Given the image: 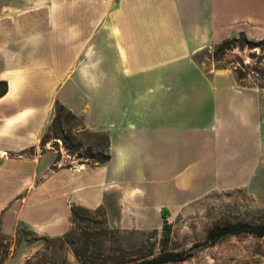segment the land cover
Masks as SVG:
<instances>
[{
    "label": "crops",
    "instance_id": "1",
    "mask_svg": "<svg viewBox=\"0 0 264 264\" xmlns=\"http://www.w3.org/2000/svg\"><path fill=\"white\" fill-rule=\"evenodd\" d=\"M0 30L12 32L0 45L10 72L0 75V152L15 155L0 157L1 232L58 237L73 206L95 209L115 194L121 215L128 203L170 207L188 183L252 173L259 91L194 55L241 31L264 35V0H9ZM63 32L76 33L65 85ZM56 101L107 135V162H55L41 139Z\"/></svg>",
    "mask_w": 264,
    "mask_h": 264
},
{
    "label": "rangeland",
    "instance_id": "2",
    "mask_svg": "<svg viewBox=\"0 0 264 264\" xmlns=\"http://www.w3.org/2000/svg\"><path fill=\"white\" fill-rule=\"evenodd\" d=\"M8 2L9 0H0V7ZM244 33L249 40L264 38L262 33L259 36ZM11 37V30H0V45L8 43ZM75 39V32H63V85L67 82L66 75L74 66ZM214 45L194 55L201 67L204 70L226 69L235 78V69H241L246 77L241 81L236 79L238 84L253 86L259 91V159L254 160L252 173L237 175L226 186L215 183L214 179L212 182L201 183L198 180L188 183L184 186L191 189V192L185 198L183 195H175L170 207H141L128 203L121 215L118 196L115 194L109 195L105 203L95 209L73 206L70 228L64 239L66 242L56 237L39 236L27 226H18L13 234H5L0 230V264H79L73 250H77L84 260L98 262L127 260L132 256L149 258L162 250H186L189 257L185 260L163 264H264V236L246 232L226 234L219 238L208 235L211 228L221 222H243L251 226L264 224V83L256 72L264 66V52H259L257 47L241 49L236 46L215 56ZM7 68L8 64L1 56L0 75L10 74ZM27 77L25 73L23 82L29 81ZM254 82L259 85H254ZM75 95V82L72 80L64 93V99L73 102L71 99ZM58 115L61 128L55 127L52 133V108L49 126L42 137L45 143L41 144L48 145L56 153L55 162H59L58 165H73L76 169L84 163H92L82 153L87 148L93 154L106 151L104 133L83 129L72 121L63 124V111ZM78 118L84 124L82 117ZM63 128L70 130L82 143L81 149L65 148L61 139L53 137L54 134L62 135ZM13 156L15 155L10 153L7 155ZM244 162L245 165L250 163L246 160ZM163 208L168 210L166 216L170 225L169 240L166 243L162 242Z\"/></svg>",
    "mask_w": 264,
    "mask_h": 264
},
{
    "label": "trees",
    "instance_id": "3",
    "mask_svg": "<svg viewBox=\"0 0 264 264\" xmlns=\"http://www.w3.org/2000/svg\"><path fill=\"white\" fill-rule=\"evenodd\" d=\"M239 47L243 49L244 47L248 48H258L259 52L263 54L264 52V38L261 39H248L243 31L239 32L236 36L227 37L219 41L214 45V55L223 54L227 50H231L234 47ZM236 79L238 81H241L244 79L245 73L241 69H235ZM257 75L259 76V79L262 80L264 83V66L261 68H258L256 70ZM254 85H259L256 82H254ZM253 87V86H252ZM7 91V82L5 80L0 81V97L3 96ZM54 111V117L52 119V127L50 128V132H54V128H61V125L59 123L58 115L59 112L63 111V124H67L69 122H76L78 125H81L83 129L86 127L83 123L79 122L78 116L72 112L70 109H68L64 104L56 101L53 106ZM103 133V132H102ZM105 134V133H104ZM45 136V134L43 135ZM54 138H59L62 141V144L65 148H72L79 150L83 147L82 143L75 138V136L72 134L70 130H64L63 128V134H54ZM106 144H107V135L105 134ZM44 140L41 139V144H44ZM85 158L91 159L93 164H104L109 159V155L106 153V151H97L95 154H93L90 150V148H87L85 152H82ZM71 212H74L73 207L71 208ZM167 213L168 210L166 208H163L161 210V218H162V230L164 232L163 234V243H166L169 240V232H170V225L167 221ZM241 232L246 233H254L257 236H264V224H258L251 226L247 223L243 222H221L215 224L211 230L209 231L208 235H214L216 238H219L226 234H239ZM68 232L65 233L62 236L56 237L58 240H64L67 236ZM65 241V240H64ZM66 242V241H65ZM87 251V249H86ZM75 257L77 258V261L79 264H163L166 262H176V261H183L187 257H189V254L186 250L184 251H166L162 250L160 253H158L155 256H151L149 258H146L145 256L142 257H130L127 260H119V261H108V262H98L95 260H84L81 257V254L77 250H73Z\"/></svg>",
    "mask_w": 264,
    "mask_h": 264
},
{
    "label": "built area",
    "instance_id": "4",
    "mask_svg": "<svg viewBox=\"0 0 264 264\" xmlns=\"http://www.w3.org/2000/svg\"><path fill=\"white\" fill-rule=\"evenodd\" d=\"M7 155H8V153H7V152H5V151H3V152H0V156H1V157H3V156H4V157H7Z\"/></svg>",
    "mask_w": 264,
    "mask_h": 264
}]
</instances>
